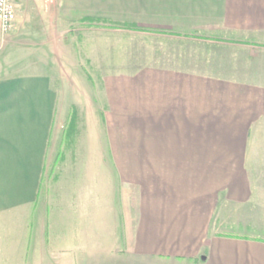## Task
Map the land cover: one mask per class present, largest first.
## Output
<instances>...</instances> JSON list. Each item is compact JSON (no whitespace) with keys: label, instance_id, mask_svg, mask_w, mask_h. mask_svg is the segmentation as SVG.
I'll use <instances>...</instances> for the list:
<instances>
[{"label":"crops","instance_id":"1","mask_svg":"<svg viewBox=\"0 0 264 264\" xmlns=\"http://www.w3.org/2000/svg\"><path fill=\"white\" fill-rule=\"evenodd\" d=\"M55 2L54 19L127 21L151 43L103 78L104 124L84 110L76 156L78 139L57 152L52 75L0 66V208L34 207L49 261L264 264V0Z\"/></svg>","mask_w":264,"mask_h":264},{"label":"rangeland","instance_id":"2","mask_svg":"<svg viewBox=\"0 0 264 264\" xmlns=\"http://www.w3.org/2000/svg\"><path fill=\"white\" fill-rule=\"evenodd\" d=\"M13 1L16 12L13 26L7 31L0 28V66L52 75L54 86L67 98L66 117L71 107H76L81 116L79 126L84 128L75 140L78 139L72 155L65 151L64 142L57 152L76 156L82 150L78 148L82 146L80 141L90 137L84 110L92 108L100 115L87 117L89 125L104 124L103 78L130 72L141 64L144 45L151 40L136 32L144 29L120 21L95 20L92 25L80 22L81 10L72 20L54 19L56 12L61 11L56 0ZM65 125L66 120L63 129ZM56 170V165L46 170L43 186L51 184ZM33 209L32 205L23 210L17 206L0 208V264H64L43 259L50 248L41 243L40 214Z\"/></svg>","mask_w":264,"mask_h":264},{"label":"trees","instance_id":"3","mask_svg":"<svg viewBox=\"0 0 264 264\" xmlns=\"http://www.w3.org/2000/svg\"><path fill=\"white\" fill-rule=\"evenodd\" d=\"M80 22H87L88 25H92L95 20H103L109 21L107 19H103L101 17H92V16H81L79 18ZM125 25H131L127 21H120ZM81 120V116L78 114L76 107L72 106L70 110V114L66 119V125L63 129V138L62 141L65 143L66 147H70L76 140L77 136L80 133L82 126H79V121Z\"/></svg>","mask_w":264,"mask_h":264},{"label":"built area","instance_id":"4","mask_svg":"<svg viewBox=\"0 0 264 264\" xmlns=\"http://www.w3.org/2000/svg\"><path fill=\"white\" fill-rule=\"evenodd\" d=\"M15 3L13 0H0V28L9 30L15 21Z\"/></svg>","mask_w":264,"mask_h":264}]
</instances>
